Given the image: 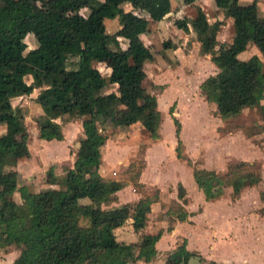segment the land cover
<instances>
[{
  "label": "trees",
  "instance_id": "1",
  "mask_svg": "<svg viewBox=\"0 0 264 264\" xmlns=\"http://www.w3.org/2000/svg\"><path fill=\"white\" fill-rule=\"evenodd\" d=\"M46 1L0 0V126L4 129L0 134V247H19L12 264H120L123 260H148L155 254L154 242L160 230L141 234L135 243L115 239L113 228L126 218L130 204L110 206L116 200L115 192L125 183L101 175L100 147L106 139L104 123L138 122L149 137L158 138L160 113L155 96L138 84L142 70L138 54L148 48L140 34L148 30L149 22L161 19L170 10V0H60L51 10L43 6ZM195 1L182 0L194 4V14L176 18L173 23L184 31L190 27L217 68L200 84L201 94L214 104L220 118L256 106L264 121V105L260 103L264 92V15H256L255 0L250 7H239L237 0H213L231 21L230 40L219 42L215 35L221 20L209 21ZM122 3L129 8H123ZM80 7L92 10L91 16L85 17ZM113 17L118 30L108 33L104 18ZM121 32L127 39L125 47L118 43ZM27 33L36 41L29 49L24 41ZM247 41L261 58L256 54L237 56ZM162 45L171 46L166 41ZM67 48L73 49L72 59ZM98 61H107V75L94 64ZM25 75L30 76L29 82L24 80ZM108 86H113L112 90L103 92ZM34 87L39 88L34 99L43 112L37 125L38 138L61 140L62 131L55 118L64 114L80 117L81 124L72 165L60 177L49 167L45 182L54 186L38 191L18 185V173L12 169L17 159L28 155V148L23 115L12 107L10 97L28 94ZM119 108L124 112L117 115ZM171 117L175 156L182 158L179 122ZM258 128L264 130V124ZM252 167V163L239 160L224 172L193 167L191 174L205 199L215 197L218 186L229 187L234 197L243 187L260 181L259 171ZM14 190L19 203L9 197ZM183 193L177 183V196ZM258 195L264 200V188L258 190ZM83 197L88 202H80ZM150 202V196L142 195L131 203L134 229L144 226ZM260 212L264 216V207ZM175 213L180 220L186 215L181 208ZM184 245L183 239L174 247L173 264H188L194 254Z\"/></svg>",
  "mask_w": 264,
  "mask_h": 264
},
{
  "label": "rangeland",
  "instance_id": "2",
  "mask_svg": "<svg viewBox=\"0 0 264 264\" xmlns=\"http://www.w3.org/2000/svg\"><path fill=\"white\" fill-rule=\"evenodd\" d=\"M58 1L60 0H48L43 3V6L51 10ZM178 1L180 0H170L171 12L164 16L161 22H149L148 30L140 34L141 40L148 48L138 54V60L142 64L138 84L155 96L160 113L158 138L149 137L138 122L129 125L104 123L106 139L100 147L101 166L102 171H105V177L121 179L125 184L133 186L141 195L154 196L158 194L159 188L157 186L159 182H137L146 164L148 163V169L144 174L146 179L149 176L155 178L156 172L161 169L162 172L156 179L162 180L163 204L168 207L169 214L172 216H176L175 211L180 208L183 210L176 196L177 182H181L182 178L186 179L188 171L191 172L193 167L224 172L228 165L245 160L252 163V168L259 171L260 181L245 190L244 196H251L254 191L264 188V130L258 128L264 124V121L256 106L243 108L235 116L219 118L214 110V104L204 99L199 86L207 76L216 72L217 68L210 60V54L204 51L199 41L195 39L193 31H184L173 23L176 18H190L194 14V4L178 3ZM251 1L239 0L238 6H243L247 2L250 7ZM200 3L204 5L205 15L209 21L215 18L221 20L215 35L216 39L219 42L229 41L232 35L231 21L224 15L223 10L214 9L210 3L203 0ZM122 7L128 6L122 3ZM79 12L89 17L92 10L80 7ZM255 12L258 16L264 15V0H255ZM104 26L106 32H116L118 30L116 17L105 18ZM117 39L119 45L125 47L127 39L123 32ZM24 41L26 49H29L34 43V37L29 34L24 37ZM163 41L170 43L171 46L163 47ZM216 47L217 45L214 46ZM66 52L72 59L73 49L67 48ZM252 54L261 58L256 47L247 41L242 44L238 57L247 58ZM101 62L94 64L100 73L105 75L108 70L107 61ZM24 80L29 82L31 79L25 75ZM38 89L35 87L25 96L10 99L12 107L23 115L28 148V155L17 159L12 169L18 173V185L23 184L30 191L54 186L45 182L46 170L52 167L57 177L62 176L65 168L71 165L75 157L77 141L81 136L80 117L64 114L55 119L62 131L60 141L43 140L37 137V125L43 116L40 106L34 99ZM107 90L112 88L108 86ZM260 103L264 105V92ZM169 108L172 110L171 113ZM123 112L124 109L119 108L117 115ZM171 115L179 122L178 137L181 142L182 158L175 156L176 138ZM1 129L0 127V134L3 132ZM155 169L158 171L155 172ZM221 187L220 192L224 193L225 189ZM9 197L20 202L17 191L10 192ZM232 201L228 202L232 203ZM219 203L222 202L219 201ZM203 205L205 203L200 200L194 212L201 211ZM259 205L260 203L254 204V201L245 197L239 204L232 207L234 215H237L235 223L236 228L239 229L238 239L242 242H239L237 246L250 250L249 254L247 253V261L250 264L264 263V222L246 212L249 207L250 212L258 216ZM215 210H218L220 216L228 212L223 205H217L213 207L211 216L215 214ZM206 214L202 217L203 220L208 217ZM237 218L241 221L239 222ZM202 225L207 228L208 221ZM250 227L252 230L249 229ZM242 228H244L243 231H241ZM247 229L250 230L249 235L244 232ZM252 233L254 238L249 237ZM197 235V232H192L189 238L203 253L195 249L196 251L194 250V254L188 260L189 264H227L215 256H205L208 250L194 240ZM205 237V247H213L215 250L216 244L221 243H216L208 236ZM217 250L228 251L226 247H218ZM217 250H215L216 254H218ZM18 252L19 247L14 244L0 247V264H10L12 256H16ZM246 263L239 261V264Z\"/></svg>",
  "mask_w": 264,
  "mask_h": 264
},
{
  "label": "crops",
  "instance_id": "3",
  "mask_svg": "<svg viewBox=\"0 0 264 264\" xmlns=\"http://www.w3.org/2000/svg\"><path fill=\"white\" fill-rule=\"evenodd\" d=\"M201 0H196L194 3L199 5L203 11L205 12L204 5L200 3ZM207 3H210V6L214 9H217V7L212 4V0H203ZM182 3V0L178 1V3ZM239 0H237V4ZM248 2V1H247ZM247 2L240 7H248L249 5ZM126 4L127 3H123ZM128 7L125 9L129 8ZM171 12V6L170 10L164 15L166 16ZM206 14V13H205ZM163 16V17H164ZM162 17V18H163ZM162 18L159 20H156V22H161ZM105 19V18H104ZM230 20V19H229ZM178 28V27H177ZM189 31H191L190 27L188 28ZM31 33H27L25 36L29 35ZM118 37V36H117ZM36 45V41L34 39L33 45L30 47H34ZM238 56V55H237ZM102 63L101 61H98L96 63ZM108 70L105 75L109 73V65L106 64ZM98 68V67H97ZM99 70V69H98ZM30 78V76H28ZM31 79V78H30ZM35 88V87H34ZM113 88V86L111 87ZM103 92H107V88L102 89ZM29 94V93H28ZM26 94H20L16 96H25ZM12 96V97H16ZM10 97V99L12 98ZM35 97V96H34ZM11 103V102H10ZM41 114H43L41 110ZM43 118V116H42ZM41 118V119H42ZM220 118V117H219ZM56 119V118H55ZM1 127V126H0ZM2 128V127H1ZM81 128V124H80ZM4 131V129H1ZM41 139V138H40ZM44 140V139H43ZM51 140V139H50ZM56 140V139H55ZM60 141V140H59ZM78 146V145H77ZM77 149V147H76ZM76 151V150H75ZM147 162V160H146ZM101 157H100V166H99V172L101 175L105 176L104 172L102 171L101 166ZM72 165V163H71ZM70 165V166H71ZM148 169V163L146 164V168L142 170L139 174L138 181L137 182H146L149 183H156L158 188V194L154 196H150L151 202H150V209L146 213V222L142 228L134 229L131 225L132 218L130 216L132 211V205L131 203L135 202L140 196H142L138 191H136L133 186H130L129 184H124L120 189H118L116 194V200L110 203V206H119L121 204H130V207H128L127 210V216L124 218L116 227L113 228L114 237L117 241L123 242V243H135L140 240V236L143 233H154L157 230H160L159 237L154 242V249L155 254L151 256L148 260L144 259H136L134 261H121L120 264H173L172 260V251L174 247L179 244L183 239L185 240V248L190 251H194L195 249L199 250L203 253V251L200 248H196L192 240L189 238V234L192 232H197V237L194 240H197L200 245H203V248H207L208 252H206L205 256H215L216 258H219V260H222L223 262L227 264H232L233 262L239 264V261L247 262L250 264V262L247 261V256L249 254L248 248H240L238 245L239 242H241L238 237V230L236 228V216L234 215V212L232 211V207L234 205L239 204V202L242 200V198L248 197L251 201H254V204L260 203V205L257 207V212L259 213L258 216L254 215L252 212H250L249 207L246 209V212L249 213L252 217L259 218L261 221L264 222V216L261 214L260 209L264 207V200H261L258 195V190L254 191L253 195H245V190H248L251 186L243 187L239 194L232 197L230 195V189L229 187H223L225 189L224 193H221V189H219L221 186H218L215 188L216 196L210 199H205L202 191L197 187L196 183L194 182L192 178V174L190 171H188L186 175V179H181V182L178 181L177 183H180L181 186L184 189V193L182 197H178L177 199L180 200V204L182 205V209L184 212H186V215L183 219H178L176 216H172L169 213L168 207L163 204V197H162V180H157L156 177H158L161 174V169L158 171L155 169L156 176H149V178H144V174L146 173V170ZM185 176V175H184ZM181 178V177H180ZM116 179V178H115ZM118 179V178H117ZM45 188V187H43ZM222 188V187H221ZM16 191V190H14ZM12 191V192H14ZM11 192V193H12ZM219 196V198H218ZM13 199V197H11ZM182 199H185L183 201ZM202 200V203H205V205L202 206L201 211L194 212L196 207L198 206V203ZM232 201V203H229ZM15 201V200H14ZM80 202H88V199L86 197L79 198ZM221 201L222 203H219ZM217 205H223L225 209L228 210L227 213H224L223 216L219 215L218 210H215V214L211 216L213 207ZM207 213V214H206ZM210 213V214H209ZM208 215L207 218L204 220L208 221V227L204 228L202 223L205 221L202 219L203 216ZM256 214V213H255ZM169 215V216H168ZM215 216V217H213ZM171 217V218H169ZM239 222L241 219H238ZM200 222V223H199ZM207 231H206V230ZM244 228L241 229L243 231ZM250 230L251 227L249 228ZM247 229L244 231L247 235L250 234V230ZM208 236L211 240L215 241L216 243V249L218 247H226L227 250L223 252H219L218 254L215 253V250L213 247H205L206 246V237ZM214 237V238H211ZM249 237L254 238V234L252 233ZM242 243V242H241ZM248 247V246H247ZM196 251V250H195ZM248 253V254H247ZM223 254V255H221ZM17 256V255H16ZM13 255V259L16 257ZM262 256V254L260 255ZM191 257V256H190ZM189 257V258H190ZM222 258V259H221ZM262 258V257H260ZM12 259V258H11ZM10 259V260H11ZM12 259V261H13ZM189 260V259H188ZM10 261V264L12 263ZM263 261V260H262ZM246 263V264H247ZM175 264V261H174ZM189 264V262H188ZM261 264V263H260ZM264 264V263H263Z\"/></svg>",
  "mask_w": 264,
  "mask_h": 264
}]
</instances>
